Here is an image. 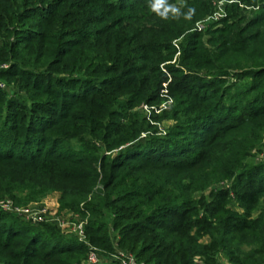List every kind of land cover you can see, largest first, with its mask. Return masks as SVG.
I'll return each mask as SVG.
<instances>
[{
	"label": "trees",
	"instance_id": "16d2710c",
	"mask_svg": "<svg viewBox=\"0 0 264 264\" xmlns=\"http://www.w3.org/2000/svg\"><path fill=\"white\" fill-rule=\"evenodd\" d=\"M33 2L0 0V31L39 18L33 28L12 29L14 41L0 49V62H10L6 74L30 95L28 103L9 100L26 113L13 111L17 124L0 127V200L9 197L20 206L54 191L60 209L86 216L91 244L112 249L110 220L117 244L142 264H197L195 256L215 264L216 253L230 264H264V162L241 171L242 158L264 129V26L246 41L245 80L236 89L241 96L214 108L206 102L209 95L191 93L198 87L191 70L211 68L207 55L186 45L180 58L188 72L176 75L180 70L169 65L171 41L185 23H177L166 6L153 0ZM92 24L98 25L89 30ZM165 72L177 105L193 109L186 105L189 96L202 106L186 117L184 131L178 123L164 136L137 138L146 125L127 113L125 102L153 101ZM220 82L213 78L200 87ZM60 96L63 109L55 113ZM215 121L220 124L210 127ZM197 129L202 139L196 149L176 136ZM86 134L108 150L124 146L109 160L94 143L95 154H86ZM72 139L80 149L72 148ZM230 176L228 187L210 188ZM231 200L242 212L228 207ZM86 251L85 243L50 225H29L0 212V264H86Z\"/></svg>",
	"mask_w": 264,
	"mask_h": 264
},
{
	"label": "rangeland",
	"instance_id": "374dc122",
	"mask_svg": "<svg viewBox=\"0 0 264 264\" xmlns=\"http://www.w3.org/2000/svg\"><path fill=\"white\" fill-rule=\"evenodd\" d=\"M30 1H34L33 6L37 4L45 6V3L50 0ZM128 1L129 0H127V2ZM153 2L155 5L159 4L166 6L168 12L177 20V23H185L184 31L171 41L174 46L175 53L169 62V65L177 67L180 70V73L176 75L188 72L181 66V47H185L187 45V47L192 49L191 51H195V53L197 52L201 56L207 55L210 58L212 66L209 69H203L201 67L192 68L191 76L195 77L192 84L194 83V85H198V87L197 89L190 91L191 93L196 94V96L202 94L209 95L211 98L206 100V102L214 106V108L216 104L220 102L225 105L228 104L230 99L235 97V94H239L236 89L240 86V83L245 80L241 78V75L246 71V57L248 52V43H246L247 38L253 33L260 32L264 26V0H153ZM41 11L43 10H40L39 12ZM38 21L39 18L32 16L30 19L23 20L18 24L14 23L13 28L11 24L7 25L4 29H2V31H0V49H2L7 43L14 41L16 37L15 33L19 32L20 29L21 31H25L28 28H33L37 23H39ZM97 25L98 24H92L89 30L96 28ZM12 29H16L13 34L11 33ZM160 66H162V64ZM10 68V62H0V127L3 125H7L9 127L10 125L12 126V124H17V120L13 116V111H15V113L18 112L21 115L22 113H26V110L17 109L13 106L14 103L18 104L24 101H27L28 103L30 100L29 92H26L17 83L19 80H16L14 76L6 74ZM36 71H39V69ZM165 76L166 81H164L160 85L158 91L155 92L156 95L153 101L147 102L144 98H140L136 99L133 103H128L127 101L125 102L127 106V113L129 115L135 113L136 116L139 117L140 121H143L144 125H146V130L141 131L137 138H144L147 135L164 136L166 135L165 133H168L173 126L178 123H180L179 128L184 131L186 125L188 124V119L186 117L192 115L194 113V109L202 106L200 101L198 102L195 100L196 98L192 99L189 96H187L186 105L194 106L193 109L187 110L188 107L185 108V104L177 105L175 96H173L168 89V83L171 75L168 72H165ZM213 78H221L222 82L211 86V88L208 86L205 88L200 87V83H206L207 81H211ZM71 87L72 86H61L60 89H66L69 91V89H73ZM178 94H180V92L175 93V95ZM63 98L64 96H60L58 98L57 106L54 109L55 113L63 109L60 105H58V101ZM9 100L14 101V103L11 101V104L13 105L8 103ZM69 103L71 104V102ZM68 109V107H65L64 112ZM45 115L53 117L52 119H56L52 114ZM214 115L216 116V113L212 112V120H215V118L213 119ZM226 120L227 119H223L220 123H226ZM23 121L26 123L27 114L24 116ZM215 123L220 124L215 121L214 123L211 122L209 126L213 127L216 125ZM57 125H62V122H58ZM33 126L37 127V124H33ZM48 126L49 125L46 127ZM95 129L97 128L95 127ZM97 131L100 133L105 132L103 128H99ZM199 131L197 129V131L193 130L192 133H183L176 136L188 140L189 143H192L190 144V147L196 149L199 142L195 141L202 139L198 136ZM20 134L22 135L24 132H20ZM85 137L90 143L83 144L85 147L83 151L86 154H95L94 152H91L90 148L94 143V146L99 148L97 154L102 153L108 160L115 155L118 149L124 146L119 145L108 150L109 148L105 146L103 142L93 140L95 138H93L90 134H86ZM70 144H72V148L74 149H80L81 147V144L74 139L70 140ZM262 162H264V129H262L258 141L254 143V146L250 149L249 155L247 157L245 155V157L242 158L243 166L241 171H243L244 168L246 169V166ZM233 182V177L230 176V178H224L214 183L210 188H225ZM207 193L208 190H205L204 194L206 195ZM7 199L11 200L12 204L15 205V202L11 198L7 197ZM17 206L22 209H32L31 212L39 211V209L45 208L46 215L43 216L42 222L33 225L29 220H24V216L22 215L17 216L16 214L2 211L1 209L0 212L12 214L29 225L39 227H42L43 225H50L59 233L65 236H74L77 240L78 226L81 225L83 232V238L81 241L86 243L89 247L95 249V252L98 255H101L100 263L97 264H118L120 259L118 257L120 256L118 254L119 252L133 255L136 264L137 261L140 264L143 263L141 259H136L133 252L120 247L117 244L116 231L113 230V227L110 225V220H107L109 227L108 237L112 243V249L107 250L102 246L91 244L84 233L86 216L77 211L60 209L57 205L56 193L54 191L45 194L38 201L29 202L27 204L20 203V206ZM228 207L237 212H242V208L235 200H231ZM199 241L206 244L208 242V238L202 237ZM240 248L246 251L245 246H240ZM214 259L215 264H230V261L222 253H216L214 255ZM193 261L197 264H205L202 259L200 260L197 256L193 258Z\"/></svg>",
	"mask_w": 264,
	"mask_h": 264
},
{
	"label": "built area",
	"instance_id": "2783aa9c",
	"mask_svg": "<svg viewBox=\"0 0 264 264\" xmlns=\"http://www.w3.org/2000/svg\"><path fill=\"white\" fill-rule=\"evenodd\" d=\"M0 209L2 211H7V212H11L13 214H16L17 216L22 215V216H24V218H23L24 220H29L30 223L33 225L42 222L43 216L46 215V209L45 208H41V209H39V211L31 212L32 209H29V208L22 209L16 205H13L12 201L7 199V198L0 200ZM82 238H83V232L81 229V225H79L78 226V241H81ZM118 254L120 255V256H118L120 258L118 261L119 262L118 264H136L133 255H131L129 253H120V252ZM100 256L101 255H98L95 252V249L88 246L84 262L86 264L100 263Z\"/></svg>",
	"mask_w": 264,
	"mask_h": 264
}]
</instances>
